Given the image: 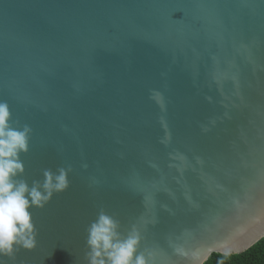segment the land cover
<instances>
[{"label":"water","instance_id":"1","mask_svg":"<svg viewBox=\"0 0 264 264\" xmlns=\"http://www.w3.org/2000/svg\"><path fill=\"white\" fill-rule=\"evenodd\" d=\"M0 103L31 129L19 179L68 170L3 264H88L101 211L191 264L264 211V0H0Z\"/></svg>","mask_w":264,"mask_h":264},{"label":"clouds","instance_id":"2","mask_svg":"<svg viewBox=\"0 0 264 264\" xmlns=\"http://www.w3.org/2000/svg\"><path fill=\"white\" fill-rule=\"evenodd\" d=\"M11 113L6 103H0V257L14 258L18 248L32 251L36 248V230L30 213L31 207L42 208L53 193L68 187V170H58L53 174L44 172L43 184L34 182L31 187L19 177L25 172L21 154L29 150L31 129L13 127ZM42 189V190H41ZM88 264H160L153 251L139 252L141 234L135 227L125 236L120 231L119 222L101 211L87 229ZM215 247H209L203 256L196 253L191 264H225V259L236 253L233 264H262L264 245L260 237L264 235V211L236 222L214 233ZM259 242L260 250L256 261L239 257L246 248ZM177 255L188 259L186 249L174 248ZM222 253L223 257L217 255ZM0 264L3 261L0 260Z\"/></svg>","mask_w":264,"mask_h":264},{"label":"trees","instance_id":"3","mask_svg":"<svg viewBox=\"0 0 264 264\" xmlns=\"http://www.w3.org/2000/svg\"><path fill=\"white\" fill-rule=\"evenodd\" d=\"M262 245H264V238L261 240ZM259 250H260V244L259 242L257 244H255L253 247H251L249 250H247L246 252L239 254V257L243 260H248V261H256L258 254H259ZM220 255L221 257H223V255L221 254H217ZM236 255H232V257H227L225 259H232L231 261H226L225 264H233V261L236 259L235 258ZM261 262L262 264H264V251H262L261 254Z\"/></svg>","mask_w":264,"mask_h":264}]
</instances>
